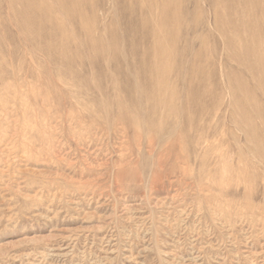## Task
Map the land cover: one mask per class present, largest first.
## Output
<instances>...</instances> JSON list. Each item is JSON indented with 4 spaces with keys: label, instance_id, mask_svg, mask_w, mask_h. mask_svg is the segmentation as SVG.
<instances>
[{
    "label": "rangeland",
    "instance_id": "rangeland-1",
    "mask_svg": "<svg viewBox=\"0 0 264 264\" xmlns=\"http://www.w3.org/2000/svg\"><path fill=\"white\" fill-rule=\"evenodd\" d=\"M259 56L264 0H0V264H264Z\"/></svg>",
    "mask_w": 264,
    "mask_h": 264
},
{
    "label": "bare ground",
    "instance_id": "bare-ground-1",
    "mask_svg": "<svg viewBox=\"0 0 264 264\" xmlns=\"http://www.w3.org/2000/svg\"><path fill=\"white\" fill-rule=\"evenodd\" d=\"M245 60V59H244ZM255 64V63H254ZM257 65V66H256ZM256 65H254L255 69H258L259 67H261L262 69H264V56H259L257 57L256 60ZM251 66V65H250ZM252 68V67H251ZM254 69V68H253ZM260 147H264V141L259 139L257 144H256V149L257 152L260 153V155H264V149L261 151Z\"/></svg>",
    "mask_w": 264,
    "mask_h": 264
}]
</instances>
